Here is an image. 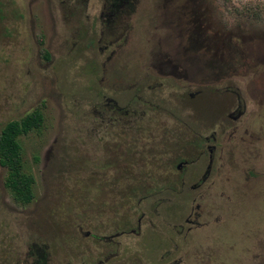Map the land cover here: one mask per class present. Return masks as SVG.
<instances>
[{
    "label": "rangeland",
    "instance_id": "374dc122",
    "mask_svg": "<svg viewBox=\"0 0 264 264\" xmlns=\"http://www.w3.org/2000/svg\"><path fill=\"white\" fill-rule=\"evenodd\" d=\"M103 1L0 0V264H264V0Z\"/></svg>",
    "mask_w": 264,
    "mask_h": 264
},
{
    "label": "trees",
    "instance_id": "16d2710c",
    "mask_svg": "<svg viewBox=\"0 0 264 264\" xmlns=\"http://www.w3.org/2000/svg\"><path fill=\"white\" fill-rule=\"evenodd\" d=\"M42 122V114L33 111L19 121H9L0 131V166L6 170L4 186L21 205L32 202L34 180L23 170L19 138L38 131Z\"/></svg>",
    "mask_w": 264,
    "mask_h": 264
},
{
    "label": "flooded vegetation",
    "instance_id": "af4514ba",
    "mask_svg": "<svg viewBox=\"0 0 264 264\" xmlns=\"http://www.w3.org/2000/svg\"><path fill=\"white\" fill-rule=\"evenodd\" d=\"M136 0H104L102 10L100 13V19L107 24V31L111 35V32L118 34V30L123 32L127 28V24L130 22V16L134 12ZM123 20L125 22H123ZM103 34V32H102ZM243 115V111L237 109L233 114H230V118H240ZM32 253H30L31 255ZM41 258V255L38 254ZM40 261H43V259ZM45 263V261H44ZM39 262L37 258H34L32 264H44Z\"/></svg>",
    "mask_w": 264,
    "mask_h": 264
}]
</instances>
